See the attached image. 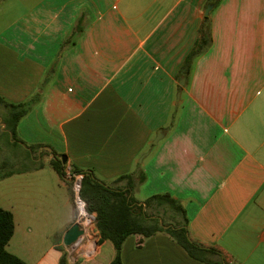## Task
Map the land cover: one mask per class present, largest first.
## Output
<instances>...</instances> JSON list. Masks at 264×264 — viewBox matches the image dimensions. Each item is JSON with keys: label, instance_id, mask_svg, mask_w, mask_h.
Instances as JSON below:
<instances>
[{"label": "crops", "instance_id": "0c3cea01", "mask_svg": "<svg viewBox=\"0 0 264 264\" xmlns=\"http://www.w3.org/2000/svg\"><path fill=\"white\" fill-rule=\"evenodd\" d=\"M209 3L211 45L183 74ZM0 96L33 102L16 131L42 145L41 167L0 180L12 193L0 194L15 225L7 250L28 264L115 255L95 215L88 225L71 207L72 166L106 184L141 170L137 200L169 193L191 240L264 264V0H0ZM53 152L67 158L62 178ZM74 222L84 234L66 246ZM138 240L123 242V264H206L165 233Z\"/></svg>", "mask_w": 264, "mask_h": 264}, {"label": "trees", "instance_id": "16d2710c", "mask_svg": "<svg viewBox=\"0 0 264 264\" xmlns=\"http://www.w3.org/2000/svg\"><path fill=\"white\" fill-rule=\"evenodd\" d=\"M217 4L220 0H214ZM73 31L80 34L83 31L80 20ZM211 33L208 16H204L198 29L193 48L186 55L183 70L186 74L195 57L202 54L211 45ZM0 104L7 113L1 117L6 130L0 128V140L8 147L19 148L23 155L16 156L24 165L18 169L13 166L11 156L0 159V180L15 173L37 169L42 162L35 163L37 150L41 144H25L17 135L16 127L22 117L30 110L32 103H8L0 96ZM25 145L27 148H24ZM47 151H41V156ZM55 158L50 159V165L62 178L65 175L66 165L61 157L53 152ZM4 168H7L5 170ZM71 173L82 175L79 187V198L84 203L87 214H94V223L99 232L100 240H109L114 247L115 255L109 264H123L121 248L125 239L132 235L139 236L137 245L152 235L165 233L169 235L192 258L206 264H233L226 259L224 253L215 247H205L201 243L189 238L187 231L188 218L181 201L169 193L153 194L143 201L135 198L136 188L145 181V174L140 170L137 173L123 174L117 177L112 184L100 181L92 171L70 168ZM140 202V203H139ZM14 219L10 210L0 206V264H28L26 261L7 250V244L14 233ZM166 226V227H165ZM58 264H67L62 256Z\"/></svg>", "mask_w": 264, "mask_h": 264}, {"label": "rangeland", "instance_id": "374dc122", "mask_svg": "<svg viewBox=\"0 0 264 264\" xmlns=\"http://www.w3.org/2000/svg\"><path fill=\"white\" fill-rule=\"evenodd\" d=\"M7 113V110L5 109V107H3V105H1L0 104V115H5ZM0 128L2 129V130H6V127H5V125H3V123L1 122V120H0ZM15 152H14V148H12V147H8V145L7 144H5V143H3V141L2 140H0V159H4L5 158V156H11V158H12V162H13V160H14V164H13V166H14V168L15 169H18V168H20L21 166H23L24 165V163L23 162H20V160L19 159H21V158H19V157H16L17 155L18 156H20V155H23V152H21V150L19 149V148H15ZM5 170H7V168H4ZM69 171V170H68ZM69 173H70V171H69ZM77 177H79V175L77 176ZM66 178H68L69 180H70V184H71V188H72V191H73V198H74V202H73V200H71V207H74V205H75V210H76V215H77V218L80 220V221H82V222H84L85 224H88V225H91L92 224V219L89 217V215L87 214V212L85 211V209H84V206H83V209H84V212H83V214L80 212V205H79V203H78V205H77V198H76V193H78L77 191H76V188H75V179H73V177H70L69 175H66ZM7 191H10V189H7L6 188V190H0V194L1 193H5V196H6V198L7 199H11L12 198V193L11 192H7ZM79 195V194H78ZM142 195V194H141ZM140 195V196H141ZM142 197H143V195H142ZM81 200V199H80ZM87 218V219H86ZM89 218V219H88Z\"/></svg>", "mask_w": 264, "mask_h": 264}, {"label": "water", "instance_id": "95a60500", "mask_svg": "<svg viewBox=\"0 0 264 264\" xmlns=\"http://www.w3.org/2000/svg\"><path fill=\"white\" fill-rule=\"evenodd\" d=\"M213 6H214V3H209V4L205 7L203 14H204L205 16H207V15L209 14V12L211 11V9L213 8ZM183 82H184V77L181 78V80H180V84L182 85ZM3 125H5V124L3 123ZM159 134H161V131L158 132V136H159ZM158 140H159V137H157L156 140H155L154 142H156V141H158ZM50 155H51L52 158H55V156H54L53 153H51ZM61 160H62V163L65 164L66 161H67L66 156L63 155V156L61 157ZM80 183H81V180L78 181L79 186H80ZM77 192H78V191H77ZM76 198L79 199V195H78V193H76ZM165 227H166V226H165ZM83 234H84V229L81 228V225L79 224V222H74V223H73V224L67 229V231L64 233V236H63V243H64L66 246H72L73 244H75L76 242L79 241V239L83 236Z\"/></svg>", "mask_w": 264, "mask_h": 264}, {"label": "built area", "instance_id": "2783aa9c", "mask_svg": "<svg viewBox=\"0 0 264 264\" xmlns=\"http://www.w3.org/2000/svg\"><path fill=\"white\" fill-rule=\"evenodd\" d=\"M81 178H82V175H79V177L77 178V181L75 182V188H76V191H79V184H78V181H80L81 180ZM78 200H80V198L78 199ZM81 201V200H80ZM81 203L83 204V206H84V203L81 201Z\"/></svg>", "mask_w": 264, "mask_h": 264}, {"label": "bare ground", "instance_id": "6f19581e", "mask_svg": "<svg viewBox=\"0 0 264 264\" xmlns=\"http://www.w3.org/2000/svg\"><path fill=\"white\" fill-rule=\"evenodd\" d=\"M78 203H79V205H80V208H82L81 201L77 199V205H78ZM82 214H83V213H82Z\"/></svg>", "mask_w": 264, "mask_h": 264}]
</instances>
